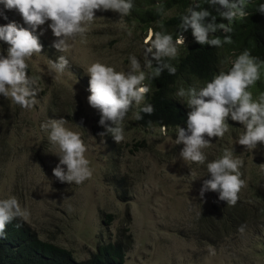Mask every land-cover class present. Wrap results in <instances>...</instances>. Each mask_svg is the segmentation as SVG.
Listing matches in <instances>:
<instances>
[{
    "label": "rangeland",
    "instance_id": "1",
    "mask_svg": "<svg viewBox=\"0 0 264 264\" xmlns=\"http://www.w3.org/2000/svg\"><path fill=\"white\" fill-rule=\"evenodd\" d=\"M0 10V26L15 21L27 27L18 11L3 9V5ZM173 14L167 11L165 16ZM50 24L46 21L37 29L43 49L28 60V74L37 78L39 103L23 109L11 98L0 96V199L16 196L31 213L27 220L18 219L41 241L68 250L77 262L85 261L98 243L113 242L122 228L132 240L123 264H264V216L248 220L243 234L237 229L219 238L217 228L208 229L213 223L206 221L209 214L216 215L214 218L219 215L212 209L219 200L211 191L200 197L203 182L211 178L206 162L220 157L224 149H232L244 161L248 182L250 170L264 175V145L250 151L238 144L244 128L229 118V132L222 139L212 138L211 146L203 150L205 164L184 161L179 156L183 145L175 142L178 128L169 132L140 129L133 122L138 107L133 105L123 123L125 140L114 141L111 156L113 148L94 133L98 110L87 102L90 77L86 68L100 60L117 71H128L129 57L135 55L147 73L144 41L149 31L144 33L133 20L127 21L117 12L97 11L86 43L77 37L73 47L61 53L53 47L57 38ZM8 47L0 41V54L7 55ZM60 55L70 61L63 74L49 64ZM232 61V56L219 50L220 71L228 70ZM71 67L79 70L78 77ZM181 87L189 88L180 82L175 94ZM176 97L181 103L186 101ZM60 118L82 133L89 146L86 156L93 176L80 185L60 183L52 174L59 162V149L49 142L48 132L40 125ZM108 178H123L121 188ZM239 195L243 197L242 192ZM251 195V191L246 193L248 198ZM106 214L112 215L108 226L102 223Z\"/></svg>",
    "mask_w": 264,
    "mask_h": 264
},
{
    "label": "clouds",
    "instance_id": "2",
    "mask_svg": "<svg viewBox=\"0 0 264 264\" xmlns=\"http://www.w3.org/2000/svg\"><path fill=\"white\" fill-rule=\"evenodd\" d=\"M216 11L228 23H217L216 16L195 2L181 17L179 33L174 39L171 34L148 29V38L144 41L145 67L152 68L151 78H158L165 70L175 75L177 68L165 62V58L176 59L179 46L186 44V33L191 29L192 36L200 45L222 47L232 43L231 36L223 39L214 36L217 31L230 33V25L237 18L247 15L244 11L247 0H208ZM3 9L16 10L22 16L24 27L15 21L0 26V41L9 47L7 55L0 54V96L11 98L12 102L23 109H32L38 103L39 88L37 78L29 76L28 60L34 54H41L43 45L37 29L46 21H51L49 27L57 38L53 47L61 53H67L77 37L81 43H86V34L90 25L96 19L97 11H114L121 16L130 14L134 7L133 0H0ZM258 12L264 14V3L258 7ZM3 15V10H0ZM7 19L6 16H4ZM163 27V25H161ZM43 31L40 35H43ZM131 35V33H129ZM182 49V48H181ZM130 70L117 71L107 62L95 60L86 68L90 77L87 97L88 104L98 110L99 125L104 131L100 137L111 135L116 143L125 140L124 120L133 105L138 106L134 119H143L141 113L152 115L154 105L144 103L151 88L145 83L149 78L142 70L140 61L135 55L129 57ZM153 62L155 67L153 68ZM69 59L60 55L57 61H49L51 69L63 74L69 66ZM264 61L254 57L250 50L245 49L239 54L227 71H219L212 79L197 89L181 87L176 93L186 98L187 113L186 128L178 127L176 144L183 147L179 156L184 161L205 164L207 157L204 149L211 146L212 138L222 139L229 132L228 119L239 122L243 133L237 143L247 150L253 151L258 145H264V93L260 94L257 81L261 78V68ZM87 87V85H86ZM250 89V90H249ZM74 91V89H73ZM75 93V92H74ZM258 98H253V94ZM143 104L142 107H139ZM78 124V126L82 125ZM64 118L49 119L40 125L48 132V140L59 149V162L52 169L53 176L60 183L80 185L93 176V169L86 156L88 145L82 138V133L67 126ZM166 130V126H164ZM160 129V128H159ZM242 158L234 155L232 149H224L223 154L207 163V171L211 178L203 182L200 197L203 199L207 191L218 193V199L230 206H235L239 193L247 187L246 179L242 178ZM264 167V165H261ZM30 210L22 207L16 196L0 199V238L6 233V226L14 219L27 220ZM19 227V225H17ZM245 225L238 231L243 234ZM211 254H215L214 250Z\"/></svg>",
    "mask_w": 264,
    "mask_h": 264
},
{
    "label": "trees",
    "instance_id": "3",
    "mask_svg": "<svg viewBox=\"0 0 264 264\" xmlns=\"http://www.w3.org/2000/svg\"><path fill=\"white\" fill-rule=\"evenodd\" d=\"M133 2L134 7L130 14L125 16V20H133L144 33L148 29H153L154 31L171 34L174 39L180 31L178 26L181 23V17L188 14L187 9L194 4V0H133ZM195 2L200 4L201 9L205 8L212 12V15L216 16L217 23H228L216 11L218 5L213 7L208 0H195ZM262 3H264V0H247L244 9L247 15L234 20L230 25L232 31L225 33L221 30L214 34V36H219L221 39L225 35H229L232 43L224 44L219 48L200 45L195 41L191 29H189L184 33L186 44L179 46L182 49L178 57L176 59L165 58V62L177 68L175 75H170L165 70L158 78H151L153 69L147 68L146 74L149 78L145 80V83L150 86L151 91L144 103L154 105L155 111L152 115L141 113L143 119L139 121L134 119L135 125L143 130L153 128H163L165 130L164 126H166L167 132L179 126L186 127L187 113L190 109L187 107L186 101L181 103L177 99L175 89L180 82L184 83L186 87L197 89L199 87L200 89L212 79L213 75L218 74L220 71L218 68L219 50L232 56L234 61L239 54L248 49L254 57L264 61V14L258 12V7ZM167 11H173L174 14L165 16ZM154 67L155 62H153ZM71 70L76 73L77 77L79 76V70L74 67H71ZM260 79L262 81H257V83L261 94L264 93V67L261 68ZM86 85L88 89L89 82H86ZM142 106L143 104L139 107ZM136 111H138V107ZM99 118L100 115L97 112L95 114L96 127H94L96 135L104 131V128L98 123ZM91 129L93 130V126H91ZM102 139L113 148L114 139L110 134ZM113 151L114 148L111 150V156ZM243 167L241 168L242 178L245 177ZM259 173L262 174V172ZM259 173L254 170L249 171L248 188L245 187L241 191L243 197H240L235 206L220 201L218 199L219 194L211 191L219 200L218 206L212 204V209L219 212V215L214 218L216 215L209 214L210 218L206 221H211L213 224H208L209 227L207 226V228H217L219 238L226 233L237 230L241 225H247L248 220L264 216V181H262L264 175L261 176ZM108 182L121 188L120 184L123 182V178L119 180L108 178ZM257 183H260L262 187L256 186ZM249 191L252 192V195L248 198L246 193ZM123 195L124 191L122 192V198H124ZM211 196L213 197V195ZM258 202H261V204ZM111 220L112 215L106 214L102 218V223L108 226ZM131 243V236L126 233V229H118L113 242L98 243L95 251L85 261L77 262L68 250L60 248L49 241H41L37 238L35 232L16 218L6 226L5 236L0 238V264H123L124 255L130 248Z\"/></svg>",
    "mask_w": 264,
    "mask_h": 264
}]
</instances>
